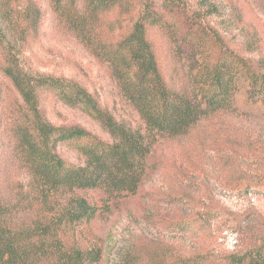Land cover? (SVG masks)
Segmentation results:
<instances>
[{
	"label": "trees",
	"instance_id": "trees-1",
	"mask_svg": "<svg viewBox=\"0 0 264 264\" xmlns=\"http://www.w3.org/2000/svg\"><path fill=\"white\" fill-rule=\"evenodd\" d=\"M18 1L0 0V72L21 100L17 104L21 117L9 124V138L0 151V264H98L102 248L85 249L65 238L101 212L83 193L102 190L109 198L136 195L149 175V158L159 139L184 137L202 120L233 110L241 74L250 81L249 98L264 104V51L257 32L242 26L239 52L213 46L209 53L202 52L198 72L173 88L149 35L159 19L153 6L142 0H82L78 6L76 0H52L54 12L65 16L68 27L110 62L116 83L112 110L79 82L31 74L17 56L11 57L8 33L37 38L46 17L36 0H26L19 14ZM114 11L116 18L106 22L116 39L106 41L95 22ZM216 33L221 42L230 35L227 30ZM51 93L100 122L110 140L79 125L50 122L42 102ZM63 144L75 147L77 164L62 157ZM13 164L27 176V183L13 176ZM240 226L237 222L236 231ZM119 264H264V247L226 256H179L174 244L142 235L123 252Z\"/></svg>",
	"mask_w": 264,
	"mask_h": 264
},
{
	"label": "rangeland",
	"instance_id": "rangeland-1",
	"mask_svg": "<svg viewBox=\"0 0 264 264\" xmlns=\"http://www.w3.org/2000/svg\"><path fill=\"white\" fill-rule=\"evenodd\" d=\"M36 1L46 13L41 34L21 39L22 35L8 33L11 57L17 56L20 66L31 74L79 82L113 110L116 83L111 78L110 62L99 51L97 56L68 27L65 16L54 12L52 0ZM76 1L81 5L82 0ZM141 3L157 12L158 23L149 35L166 81L173 88L185 85L198 72L202 52L209 53L213 46L239 52L242 26L257 32L264 51V0ZM25 4L26 0L18 1L19 14ZM116 15L114 11L102 22H95L106 41L116 39L110 22H106ZM18 20L16 27L21 24L20 17ZM224 30L230 35H224L221 42L216 32L223 34ZM2 60L0 49V63ZM249 90L250 81L241 74L233 110L202 120L184 137L159 139L149 158V175L136 195L109 198L102 190L84 192L101 212L91 223L67 233V243L85 249L102 248L98 264H119L123 252L142 235L174 244L179 256H226L256 245L264 247V104L250 99ZM20 101L11 82L0 72V151L7 144L9 124L21 117L17 109ZM42 107L57 126L79 125L110 140L100 122L52 93L44 96ZM59 152L68 163H78L74 146L63 144ZM13 167V176L27 183V176L15 170L18 165ZM237 222L241 224L238 231Z\"/></svg>",
	"mask_w": 264,
	"mask_h": 264
}]
</instances>
